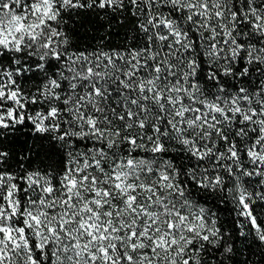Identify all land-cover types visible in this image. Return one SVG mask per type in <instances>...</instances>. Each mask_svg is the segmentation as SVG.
I'll return each instance as SVG.
<instances>
[{
    "label": "snow or ice",
    "instance_id": "6c2138e0",
    "mask_svg": "<svg viewBox=\"0 0 264 264\" xmlns=\"http://www.w3.org/2000/svg\"><path fill=\"white\" fill-rule=\"evenodd\" d=\"M0 264H264V0H0Z\"/></svg>",
    "mask_w": 264,
    "mask_h": 264
},
{
    "label": "trees",
    "instance_id": "16d2710c",
    "mask_svg": "<svg viewBox=\"0 0 264 264\" xmlns=\"http://www.w3.org/2000/svg\"><path fill=\"white\" fill-rule=\"evenodd\" d=\"M230 221V217H228L227 215H225V217H224V222L225 223H228ZM238 246L239 247H242V245H239V243H238ZM245 254L247 255V252H245ZM240 259H244V257L243 256H241V257H239Z\"/></svg>",
    "mask_w": 264,
    "mask_h": 264
}]
</instances>
